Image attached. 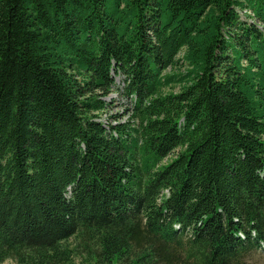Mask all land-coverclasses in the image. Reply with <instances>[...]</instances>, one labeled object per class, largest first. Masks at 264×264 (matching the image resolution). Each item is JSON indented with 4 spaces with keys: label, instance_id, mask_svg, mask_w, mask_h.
Listing matches in <instances>:
<instances>
[{
    "label": "trees",
    "instance_id": "trees-1",
    "mask_svg": "<svg viewBox=\"0 0 264 264\" xmlns=\"http://www.w3.org/2000/svg\"><path fill=\"white\" fill-rule=\"evenodd\" d=\"M113 74L131 104L107 127ZM260 243L264 0H0V264H247Z\"/></svg>",
    "mask_w": 264,
    "mask_h": 264
},
{
    "label": "rangeland",
    "instance_id": "rangeland-1",
    "mask_svg": "<svg viewBox=\"0 0 264 264\" xmlns=\"http://www.w3.org/2000/svg\"><path fill=\"white\" fill-rule=\"evenodd\" d=\"M245 10H243L241 14V19L246 20L248 22L252 21L251 19L245 16ZM250 13V12H249ZM253 22V21H252ZM177 70H169L168 72H175ZM114 78V87L112 91L105 96L103 99L107 102V108L100 115V121L105 125L109 126L114 125L116 123H123L127 121L129 116L130 107V99H128L124 94H122L123 87V77L122 75L113 74ZM173 157L170 156L167 161H169ZM2 264H17L15 261L11 259L5 260ZM247 264H264V251L261 249H257L247 258Z\"/></svg>",
    "mask_w": 264,
    "mask_h": 264
}]
</instances>
